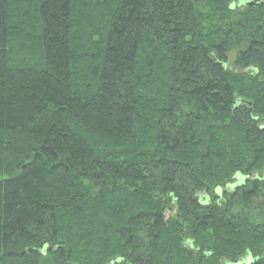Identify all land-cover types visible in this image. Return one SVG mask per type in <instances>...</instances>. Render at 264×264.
Wrapping results in <instances>:
<instances>
[{
  "label": "trees",
  "instance_id": "16d2710c",
  "mask_svg": "<svg viewBox=\"0 0 264 264\" xmlns=\"http://www.w3.org/2000/svg\"><path fill=\"white\" fill-rule=\"evenodd\" d=\"M239 263L264 264V0H0V264Z\"/></svg>",
  "mask_w": 264,
  "mask_h": 264
},
{
  "label": "rangeland",
  "instance_id": "374dc122",
  "mask_svg": "<svg viewBox=\"0 0 264 264\" xmlns=\"http://www.w3.org/2000/svg\"><path fill=\"white\" fill-rule=\"evenodd\" d=\"M231 10L235 11V12H242L245 8L241 7L240 4L238 2H234L233 4H231ZM235 51H233L230 56H229V59H230V62L233 61V59L235 58ZM239 180H236V182H238ZM224 190H227L226 192L227 193H232L235 189H234V184H228L225 188H223ZM97 191V190H96ZM95 191V192H96ZM170 212V211H169ZM171 213L173 214V211H171ZM171 217L172 215H167L166 214V217ZM185 246L186 247H190V242L188 240H186L185 242Z\"/></svg>",
  "mask_w": 264,
  "mask_h": 264
},
{
  "label": "bare ground",
  "instance_id": "6f19581e",
  "mask_svg": "<svg viewBox=\"0 0 264 264\" xmlns=\"http://www.w3.org/2000/svg\"><path fill=\"white\" fill-rule=\"evenodd\" d=\"M234 2H232L231 4H233ZM238 3L240 4V6L243 8H248V7H250V5H248V3H246V2H242V1H238ZM229 5V8L231 9V6L232 5ZM166 214L168 215L169 214V212L168 211H165V213H164V217H165V219L167 220L168 218H169V216L168 217H166ZM170 215V214H169ZM30 252V251H29Z\"/></svg>",
  "mask_w": 264,
  "mask_h": 264
},
{
  "label": "water",
  "instance_id": "95a60500",
  "mask_svg": "<svg viewBox=\"0 0 264 264\" xmlns=\"http://www.w3.org/2000/svg\"><path fill=\"white\" fill-rule=\"evenodd\" d=\"M248 5L253 6V3H248ZM239 264H245V263H239Z\"/></svg>",
  "mask_w": 264,
  "mask_h": 264
}]
</instances>
